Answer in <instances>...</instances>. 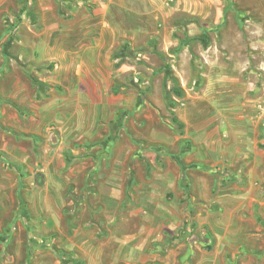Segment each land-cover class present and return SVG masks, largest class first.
I'll use <instances>...</instances> for the list:
<instances>
[{
	"label": "rangeland",
	"instance_id": "1",
	"mask_svg": "<svg viewBox=\"0 0 264 264\" xmlns=\"http://www.w3.org/2000/svg\"><path fill=\"white\" fill-rule=\"evenodd\" d=\"M88 223L264 264V0H0V264Z\"/></svg>",
	"mask_w": 264,
	"mask_h": 264
},
{
	"label": "crops",
	"instance_id": "2",
	"mask_svg": "<svg viewBox=\"0 0 264 264\" xmlns=\"http://www.w3.org/2000/svg\"><path fill=\"white\" fill-rule=\"evenodd\" d=\"M159 175L164 179L162 181L166 190L177 188L180 183L184 185L185 174L177 166L162 167ZM185 185H188V181ZM100 233L101 228L97 224L89 223L67 233L63 230L54 232V236L48 238L31 239L28 245L19 244V247L24 246L20 249L23 250L20 254L4 251L3 262L4 264L9 262L11 264L15 262L16 264H19L18 262L20 264H147L151 261L155 263L163 261L164 264H168L165 259H161L159 252L148 253L149 237L146 239L142 236L129 235L104 242L99 237ZM145 239L147 241H144Z\"/></svg>",
	"mask_w": 264,
	"mask_h": 264
},
{
	"label": "trees",
	"instance_id": "3",
	"mask_svg": "<svg viewBox=\"0 0 264 264\" xmlns=\"http://www.w3.org/2000/svg\"><path fill=\"white\" fill-rule=\"evenodd\" d=\"M172 91H174L175 94H177L178 96H182V94H183L182 89L179 86H177L176 84L173 85ZM167 98H168L169 104L173 107L176 104L175 101L170 97L169 94H167ZM173 120L178 121L176 116L173 117ZM179 126L182 127V123H179Z\"/></svg>",
	"mask_w": 264,
	"mask_h": 264
}]
</instances>
